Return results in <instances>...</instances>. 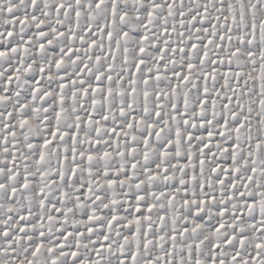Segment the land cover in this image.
I'll list each match as a JSON object with an SVG mask.
<instances>
[{"label":"snow or ice","instance_id":"6c2138e0","mask_svg":"<svg viewBox=\"0 0 264 264\" xmlns=\"http://www.w3.org/2000/svg\"><path fill=\"white\" fill-rule=\"evenodd\" d=\"M0 264H264V0H0Z\"/></svg>","mask_w":264,"mask_h":264}]
</instances>
